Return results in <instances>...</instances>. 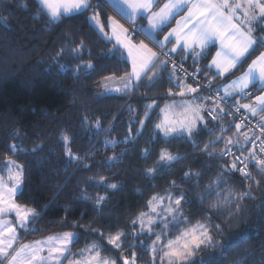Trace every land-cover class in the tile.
<instances>
[{
	"label": "snow or ice",
	"instance_id": "1",
	"mask_svg": "<svg viewBox=\"0 0 264 264\" xmlns=\"http://www.w3.org/2000/svg\"><path fill=\"white\" fill-rule=\"evenodd\" d=\"M39 12L34 18L46 15L50 23L61 20L62 17L73 12H86L92 10V15L87 19L98 33L99 37L111 47L107 50V56L117 61L131 64V70L118 80L113 75L103 78L104 92H120L127 94L129 90L140 87L146 78L149 84L160 79L161 73L166 69L168 79L174 82L178 91L169 88L167 95L179 96L181 100L176 103L166 104L161 113L163 118L155 125V128L163 133L164 137L176 140L180 143H188L193 148L199 149L200 154H206L208 160L223 161L217 167L221 169L214 180L205 186L204 190L197 193V198L203 204L215 193L216 203L210 206L209 211L213 214L225 208L229 210V220L234 214L237 215L239 223H244L243 204L247 200H256L253 187L261 189L264 184V51L251 60L247 69L238 77L222 87L214 90L216 96H203L201 89L213 90V80L216 76L224 77L234 74V70L256 53L264 49V0H166L158 10L153 11L159 0H36ZM108 3L118 13L135 24L137 17L148 21L147 25H135L136 32L143 34L150 41L156 44L161 51H154L143 40L135 42V36L130 33L119 20L112 16H105L102 19V6ZM183 13V15H180ZM180 19L176 20V16ZM3 18L0 17V20ZM173 20L175 27L159 38L163 31ZM72 41V37H68ZM171 48H167L169 43ZM218 42L219 49L206 66L214 71V76L208 82L201 83L199 73L204 69L195 67L201 57H205L206 50L210 45ZM67 47V46H66ZM167 50L165 51V49ZM199 49V50H197ZM65 48L57 53L56 67L61 73L67 75L73 73L74 78L90 74L95 71V65L91 60L80 61L84 53L85 41L75 47L67 49L72 59L79 62L72 65L60 64ZM89 54H90V50ZM183 51L185 55L181 60L189 56L193 59L195 71L189 72L183 64H177L172 57ZM50 66V69L51 70ZM179 73V74H178ZM208 73H205L207 78ZM191 79L192 83H187ZM110 82L118 84V87H110ZM252 89L260 91L259 95H252ZM99 95H104L100 93ZM189 97V99H184ZM251 98L250 103H240V99ZM229 104L225 109L221 102ZM231 101V103H229ZM210 105V106H209ZM153 104L146 105V109L153 110ZM129 111H134L130 107ZM245 115L240 116L241 112ZM206 114V115H205ZM237 114L239 123L229 121L224 124L225 116ZM259 117L254 125L249 127L248 117ZM145 119H150L149 111L144 112ZM207 117V118H206ZM209 120L215 122V128H209ZM83 123L89 124L88 117H83ZM139 128L137 136L145 125V120L137 121ZM235 128L232 136L227 132ZM94 128L97 132L103 130L99 120L95 121ZM219 134L216 135V131ZM246 129V130H244ZM132 125H129V135L123 141L105 140V147H115L118 143H134L136 136L131 135ZM207 131L212 138L203 144L195 137L201 132ZM15 142L8 144V149L13 155H26L28 152L36 153L43 151V144H35L31 149L23 146L19 131L13 132ZM58 139L62 143L64 154L63 171L67 174L63 183L56 186L55 196L65 191L77 171L89 170L91 164L87 161H94L92 155H80L74 152L70 146L73 143L72 137L62 132ZM223 142V147L217 150L214 146ZM251 145V147H249ZM128 149L106 157L104 163L108 166L119 163L120 158L126 154ZM91 152V150H89ZM151 149L144 148L141 155L147 159ZM246 153V154H245ZM185 157L176 153L173 154L167 149L159 153L154 167L143 169L144 175L151 179L158 174L173 171V165ZM252 164L260 179H257L249 169ZM69 168L72 171H69ZM207 171V170H205ZM239 174L241 183L250 181L244 190L238 191L225 187L229 181ZM59 176V171L56 173ZM201 173L191 168L183 173L185 181L195 178V187H199ZM27 181L26 168L11 156L5 155L4 161L0 164V264H137V253L132 251L130 255L117 256L116 258L104 256V246L93 242L86 244L84 248L73 253V245L79 242L81 232L63 231L47 235L41 239L28 243L20 242V232L43 231L34 225L43 219L45 212L55 203V198L37 210L28 204L19 203L17 197H22ZM89 185L103 187L106 192L121 190V185L108 183L104 177H88ZM177 187L176 181L169 182V187L163 192L153 194L146 201V211L138 212L129 223V228L136 229L127 233L123 229H117L114 233L105 235L97 228L89 225L83 231L91 232L106 241V246L113 250H123L125 243L129 248L140 247L143 251L150 253V264H213L198 256V253L205 248H218L215 244L213 230L217 233L223 231L221 224L212 221L211 216L204 217L192 223L184 212V204L187 193L175 194L172 189ZM220 189V191H217ZM227 193V195H225ZM109 199L107 195L97 194L93 199L86 189H81L80 195L73 197L77 203H91L97 210L101 209ZM234 206V207H233ZM264 210V197L260 205ZM72 205L69 203L65 209L66 215L62 223L67 222V216L71 214ZM12 217V218H8ZM180 225H185L183 228ZM73 227H81L73 223ZM138 226V227H137ZM113 227V225H110ZM158 229V230H157ZM141 236H154L151 244L140 240ZM135 241L130 243L129 240ZM236 264H240L239 261Z\"/></svg>",
	"mask_w": 264,
	"mask_h": 264
},
{
	"label": "trees",
	"instance_id": "2",
	"mask_svg": "<svg viewBox=\"0 0 264 264\" xmlns=\"http://www.w3.org/2000/svg\"><path fill=\"white\" fill-rule=\"evenodd\" d=\"M161 2L162 0L158 5ZM92 3L95 4L96 0H92ZM37 12L39 6L36 0H0V17L3 18L0 20V164L3 163L5 155H8L25 165L27 181L23 196L17 197L19 203L40 210L49 201L54 198L56 200V203L45 212L43 219L34 225L43 231H21L19 235L22 242L57 232L79 231L80 239L73 245V253L84 248L86 244L96 242L104 246L102 254L106 257L130 255V252L134 251L139 257L137 264H150L148 251H143L140 247L130 249L129 243L124 244L123 250H113L111 246H106V241L101 240L99 236L82 229L91 225L103 231L105 235L114 233L118 228L127 233L136 230L129 228L130 221L138 212L147 210L146 201L153 194L163 192L169 187V182L175 180L177 187L172 191L177 195L180 192L187 193L188 202L183 207L189 220L195 223L196 220L211 216L212 221L221 224L223 229L221 233L213 230L212 235L217 246L226 247L205 248L198 256L206 261H212L213 264H236L237 261L240 264H264V210L259 206L264 192L253 187L257 199L244 202V223L238 222L236 214L229 220L227 208L213 214L209 209L217 202L215 193L203 204L197 198V193L202 192L205 186L215 179L217 173L221 171L217 165L223 161L208 160L206 154H200L199 149L188 143L166 138L155 128L161 119L162 107L181 98L167 95L169 88H173V91L178 90L174 87V82L168 79L170 66L154 83L149 84L145 78L140 87L129 90L127 94L115 91L105 93L103 78L114 75L118 80L131 70V65L106 55L111 45L99 37L87 19L92 15V10L64 16L54 23H50L46 15L34 18ZM105 16L116 17L123 24L132 26L131 33L135 39L140 37L156 47V44L146 36L136 32L135 24H128L108 3L102 6V19ZM139 23L143 25L145 20L140 19ZM167 29L168 27H165L159 36ZM258 34L264 35V32ZM68 37H72V41H69ZM81 39L85 41L86 50L79 60L84 62L91 60L95 65V71L74 78L73 73L65 75L54 67L57 63L55 58L60 49L65 48L59 63L77 64L79 61L72 59L67 49L78 45ZM215 49V46L209 47L205 57H201L195 65L204 69L199 73L201 83L206 84L214 76V72L206 66ZM263 50L259 49L248 57L227 79L216 76L213 80V89L242 74L255 55ZM184 55L185 53L181 51L172 59L177 64L182 63L189 72L195 71L191 56L184 61L181 60ZM50 66H53L51 70ZM187 83H192V80L189 79ZM118 86L120 85L110 82V87ZM100 93L104 95H99ZM200 94L210 96L205 89H201ZM259 94L260 91L252 89L253 96ZM153 102L156 105L153 110L146 109L145 106ZM130 107L134 111H129ZM145 111H149L150 119H145ZM83 117H88V125L83 123ZM140 119L145 120V125L137 136L136 130L140 127L137 121ZM96 120L103 126V130L99 132L94 128ZM233 120L237 122L234 116H225L224 124L227 125ZM130 123L131 135L137 137L134 143L120 142L115 147H105V140L123 141L130 134ZM208 127L215 128V122L209 120ZM16 131H19L25 148L31 149L39 143L44 145L43 151L13 155L8 149V144L15 142L12 133ZM62 132L72 137L73 143L70 146L74 152L92 155L94 161H87L91 168L77 171L65 191L54 197L56 186L63 183L67 176L63 171V147L58 139ZM234 132L233 127L227 135L232 136ZM215 134H219L218 129ZM211 138L207 131L195 137L201 142V147ZM214 147L219 150L223 147V142ZM144 148L151 149L147 159L141 155ZM124 149L128 151L120 158L119 163L111 166L104 163L106 157ZM162 149H167L173 154L180 153L185 159L175 163L173 171L149 179L144 175L143 169L155 166ZM189 168L201 173L199 187L194 186L195 178L188 181L182 178L183 173ZM249 169L257 179H260L252 164H249ZM57 171L59 176L56 175ZM69 171L72 169L69 168ZM101 176L108 183L121 185V190L106 192L103 187L89 185L86 182L88 177L99 179ZM248 183L250 181H244L242 184L237 173L228 185H222L221 188L229 187L242 192ZM81 189H86L93 199L97 194L107 195L109 199L99 210L91 203H77L73 197L80 195ZM69 203L72 205L71 214L67 216V222L62 223ZM74 222L81 227H73ZM184 226L180 225L181 228ZM139 239L150 245L155 237L141 236ZM129 242L135 241L130 239ZM117 264H120L119 260Z\"/></svg>",
	"mask_w": 264,
	"mask_h": 264
},
{
	"label": "crops",
	"instance_id": "3",
	"mask_svg": "<svg viewBox=\"0 0 264 264\" xmlns=\"http://www.w3.org/2000/svg\"><path fill=\"white\" fill-rule=\"evenodd\" d=\"M160 1V0H159ZM166 2V0H162V2L158 5H156V7L153 9V11H155V10H158V8L160 7V6H162L163 5V3H165ZM78 13H80V12H73V13H70V14H67L66 16H70V15H74V14H78ZM120 14V13H119ZM180 15H183V13H181ZM180 15H178V16H176V20H178V19H180ZM120 16L121 17H123L121 14H120ZM116 18V17H115ZM126 21H127V23L128 24H131V25H134L133 24V22H131V21H129L128 19H126L125 17H123ZM117 20H119L118 18H116ZM140 19H143V18H141V17H137V19H136V21H135V25H141L140 23L138 24V20H140ZM145 20V24H143V25H147V23H148V21L146 20V19H144ZM120 21V20H119ZM120 23H122L121 21H120ZM123 24V23H122ZM126 28H128L129 29V31H130V33H131V27H130V25H125V24H123ZM135 27V26H134ZM168 29H167V31L163 34V35H161V36H159V38H163V36L169 31V29L170 28H172V27H175V20H173L168 26ZM136 30V29H135ZM140 40H143L145 43H147L144 39H141L140 37L139 38H137V39H135V42H139ZM173 43H175V41H172V43H169L168 45H167V48H171L172 47V45H173ZM148 45H149V47H151V48H153V50L154 51H161V49L156 45V47H153L152 45H150L149 43H147ZM211 46H215V52H214V54H213V56L215 55V53H216V51L219 49V43L218 42H216V43H214V44H212V45H210L209 47H211ZM167 48L165 49V51L167 50ZM197 50H199V49H197ZM264 51V50H263ZM212 56V57H213ZM212 57H211V59H212ZM211 59H210V61H211ZM210 61H209V63H210ZM130 63V62H129ZM131 65V64H130ZM214 72V71H213ZM241 75V74H240ZM239 75V76H240ZM219 77V76H218ZM238 77V76H237ZM220 78H224V77H220ZM236 78V77H235ZM235 78H233V79H235ZM233 79H231V80H233ZM230 80V81H231ZM229 81V82H230ZM226 83H228V82H226ZM225 84V83H224ZM223 85V84H222ZM222 85L220 86V87H222ZM202 95V94H201ZM184 99H189V97H185ZM178 100H181V98H178V99H176V100H173V101H170V102H177ZM170 102H168V103H170ZM251 102V98H248V99H240V103H250ZM167 104V103H166ZM165 104V105H166ZM164 105V106H165ZM164 106L162 107V109L164 108ZM206 115V114H205ZM260 115H264V113H261ZM252 117V116H251ZM163 118V114L161 113V119ZM207 118V117H206ZM252 118H255V119H259V117H252ZM161 119H160V121H161ZM159 121V122H160Z\"/></svg>",
	"mask_w": 264,
	"mask_h": 264
},
{
	"label": "built area",
	"instance_id": "4",
	"mask_svg": "<svg viewBox=\"0 0 264 264\" xmlns=\"http://www.w3.org/2000/svg\"><path fill=\"white\" fill-rule=\"evenodd\" d=\"M205 90H206V92H207L210 96H212V97H215V96H216V92H215L214 89H213V90H207V89H205ZM229 103H231V101H230ZM221 105H222L225 109H228V108H229V104H226V103H224L223 101L221 102ZM238 115L243 116V115H245V113L242 111V112H241L240 114H238ZM233 116L236 118L237 123H239L240 121H239V119H238V117H237V114H234ZM248 120L250 121V123H249V127H251L252 125H254V124L256 123V121H257V119L252 118L250 115H249V117H248ZM244 130H246V129H244ZM250 147H251V145H250Z\"/></svg>",
	"mask_w": 264,
	"mask_h": 264
},
{
	"label": "rangeland",
	"instance_id": "5",
	"mask_svg": "<svg viewBox=\"0 0 264 264\" xmlns=\"http://www.w3.org/2000/svg\"><path fill=\"white\" fill-rule=\"evenodd\" d=\"M178 91V90H177ZM203 96H208V95H203ZM180 100H178L176 103H178ZM173 102H170V103H167V104H172ZM210 106V105H209ZM165 107V106H164ZM162 133V132H161ZM163 134V133H162ZM8 218H12V217H8ZM43 238V237H42ZM39 239H41V238H39ZM37 240V239H36ZM30 241H33V240H26V241H24V242H22V239H20V242H22V243H28V242H30ZM65 264H67V262H65Z\"/></svg>",
	"mask_w": 264,
	"mask_h": 264
}]
</instances>
